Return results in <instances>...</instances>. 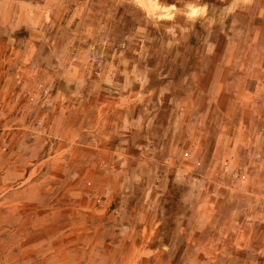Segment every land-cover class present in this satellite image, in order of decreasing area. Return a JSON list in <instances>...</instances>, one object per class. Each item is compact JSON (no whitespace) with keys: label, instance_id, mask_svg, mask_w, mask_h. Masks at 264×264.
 I'll return each instance as SVG.
<instances>
[{"label":"rangeland","instance_id":"374dc122","mask_svg":"<svg viewBox=\"0 0 264 264\" xmlns=\"http://www.w3.org/2000/svg\"><path fill=\"white\" fill-rule=\"evenodd\" d=\"M263 33L264 0H0V264L200 261L218 239L174 216L264 133L236 124L264 116Z\"/></svg>","mask_w":264,"mask_h":264},{"label":"crops","instance_id":"0c3cea01","mask_svg":"<svg viewBox=\"0 0 264 264\" xmlns=\"http://www.w3.org/2000/svg\"><path fill=\"white\" fill-rule=\"evenodd\" d=\"M260 38L264 40V33ZM260 42L261 40L258 43ZM241 123H248L250 126L264 124V116L260 115L256 120L250 121H245V118H241L240 121L239 118L236 124ZM262 165H264V133H256L249 129L247 133L240 135L236 143V185L232 187L233 189H222L224 195L218 193V196L214 198L203 199L202 187L203 184L207 185L208 177L202 175L203 178H207L206 182L200 180L198 185L184 181V189L188 195L182 198L180 203L191 205V207L187 212L174 216L176 229L180 230V235L184 237L201 236L207 240L208 238L218 240L216 244L184 245L186 253L199 252L202 257L198 261L192 255L188 258L186 256L185 260L179 264H264V258L258 259L255 256L257 252L264 254V247L254 246L251 243L256 236L264 237V171ZM128 167L132 168V165ZM135 174L136 186L143 188V179L139 171ZM242 175L244 176L240 178ZM216 180L220 178L216 176ZM221 182L217 185L228 186V180L222 178ZM143 201L144 207L148 204L145 202V194ZM196 204L201 206L199 212L194 209ZM142 205L140 204V208L143 209ZM214 207H216V212L212 211ZM148 219L152 221L149 228L132 229L129 233L133 236L135 232L139 235L142 232V236L156 237L158 232L155 226L161 222L159 208L156 212L153 211ZM181 221H183L182 225L179 223ZM222 237L224 241L220 243Z\"/></svg>","mask_w":264,"mask_h":264},{"label":"bare ground","instance_id":"6f19581e","mask_svg":"<svg viewBox=\"0 0 264 264\" xmlns=\"http://www.w3.org/2000/svg\"><path fill=\"white\" fill-rule=\"evenodd\" d=\"M7 187V186H6Z\"/></svg>","mask_w":264,"mask_h":264}]
</instances>
